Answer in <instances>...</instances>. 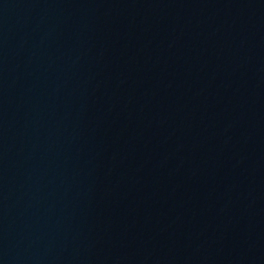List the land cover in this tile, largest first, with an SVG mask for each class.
Returning <instances> with one entry per match:
<instances>
[{"label":"water","instance_id":"obj_1","mask_svg":"<svg viewBox=\"0 0 264 264\" xmlns=\"http://www.w3.org/2000/svg\"><path fill=\"white\" fill-rule=\"evenodd\" d=\"M0 264H264V0H0Z\"/></svg>","mask_w":264,"mask_h":264}]
</instances>
